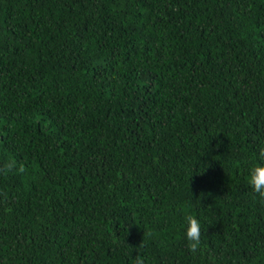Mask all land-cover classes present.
<instances>
[{
    "label": "trees",
    "instance_id": "16d2710c",
    "mask_svg": "<svg viewBox=\"0 0 264 264\" xmlns=\"http://www.w3.org/2000/svg\"><path fill=\"white\" fill-rule=\"evenodd\" d=\"M261 145L264 0H0V264H264Z\"/></svg>",
    "mask_w": 264,
    "mask_h": 264
},
{
    "label": "clouds",
    "instance_id": "9594fccd",
    "mask_svg": "<svg viewBox=\"0 0 264 264\" xmlns=\"http://www.w3.org/2000/svg\"><path fill=\"white\" fill-rule=\"evenodd\" d=\"M247 180L254 193L264 199V145L258 147V154L247 167ZM184 237L188 247L195 251L201 243V221L195 214L188 213L184 217ZM134 264H143L142 258H137Z\"/></svg>",
    "mask_w": 264,
    "mask_h": 264
}]
</instances>
